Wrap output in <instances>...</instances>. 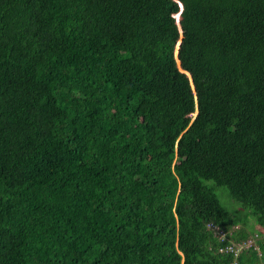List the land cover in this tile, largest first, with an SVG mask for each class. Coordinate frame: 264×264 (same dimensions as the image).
Masks as SVG:
<instances>
[{
	"label": "trees",
	"instance_id": "trees-1",
	"mask_svg": "<svg viewBox=\"0 0 264 264\" xmlns=\"http://www.w3.org/2000/svg\"><path fill=\"white\" fill-rule=\"evenodd\" d=\"M249 218L264 0H0V264H264Z\"/></svg>",
	"mask_w": 264,
	"mask_h": 264
},
{
	"label": "rangeland",
	"instance_id": "rangeland-1",
	"mask_svg": "<svg viewBox=\"0 0 264 264\" xmlns=\"http://www.w3.org/2000/svg\"><path fill=\"white\" fill-rule=\"evenodd\" d=\"M194 115H196V113ZM215 191H216L218 197L220 198L221 203L225 207L230 209L232 212H234V211L229 207L228 202L240 205V203L237 200H235L234 198H232L230 196V194L228 193V191H225L223 188H217V189H215ZM235 210H237V211L239 210L240 211L241 210V205L239 207H237ZM248 222L250 223V228L253 230V231L250 232L251 235H253L254 233L255 234L258 233L260 237L264 236V227H260L258 224H256V221H255L254 218H249ZM254 238H255V236H254ZM248 246H249V244L247 243L246 245H241L239 247L240 248H248Z\"/></svg>",
	"mask_w": 264,
	"mask_h": 264
},
{
	"label": "clouds",
	"instance_id": "clouds-1",
	"mask_svg": "<svg viewBox=\"0 0 264 264\" xmlns=\"http://www.w3.org/2000/svg\"><path fill=\"white\" fill-rule=\"evenodd\" d=\"M179 17H180V15L178 14L177 15V20H179ZM261 227V226H260ZM259 234L258 233H256V234H254V235H250L249 236V238L245 241V242H243V244L242 245H246L247 243L249 244V246H253V245H256V237L258 236ZM254 236H255V238H254ZM248 246V247H249ZM257 246V245H256ZM241 249V248H240ZM235 264H236V262H235Z\"/></svg>",
	"mask_w": 264,
	"mask_h": 264
},
{
	"label": "water",
	"instance_id": "water-1",
	"mask_svg": "<svg viewBox=\"0 0 264 264\" xmlns=\"http://www.w3.org/2000/svg\"><path fill=\"white\" fill-rule=\"evenodd\" d=\"M181 41H179L178 45H177V49H176V55L178 54V50H179V46H180ZM191 77V75H189Z\"/></svg>",
	"mask_w": 264,
	"mask_h": 264
},
{
	"label": "built area",
	"instance_id": "built-area-1",
	"mask_svg": "<svg viewBox=\"0 0 264 264\" xmlns=\"http://www.w3.org/2000/svg\"><path fill=\"white\" fill-rule=\"evenodd\" d=\"M240 249V247H238Z\"/></svg>",
	"mask_w": 264,
	"mask_h": 264
}]
</instances>
